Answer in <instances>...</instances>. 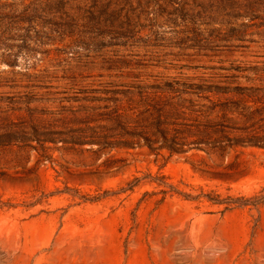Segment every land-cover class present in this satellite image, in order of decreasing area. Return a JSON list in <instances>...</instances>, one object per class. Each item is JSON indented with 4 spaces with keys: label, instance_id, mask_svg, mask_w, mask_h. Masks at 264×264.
I'll list each match as a JSON object with an SVG mask.
<instances>
[{
    "label": "rangeland",
    "instance_id": "rangeland-1",
    "mask_svg": "<svg viewBox=\"0 0 264 264\" xmlns=\"http://www.w3.org/2000/svg\"><path fill=\"white\" fill-rule=\"evenodd\" d=\"M261 196L264 0H0V264H264Z\"/></svg>",
    "mask_w": 264,
    "mask_h": 264
},
{
    "label": "trees",
    "instance_id": "trees-1",
    "mask_svg": "<svg viewBox=\"0 0 264 264\" xmlns=\"http://www.w3.org/2000/svg\"><path fill=\"white\" fill-rule=\"evenodd\" d=\"M262 201H264V197L263 196L255 198L253 201H251V203H250L249 200H243L241 204L245 205V206L246 205H254V206H256V205L260 204ZM214 204H222V201H217Z\"/></svg>",
    "mask_w": 264,
    "mask_h": 264
}]
</instances>
